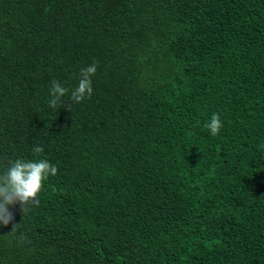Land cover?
Instances as JSON below:
<instances>
[{"label":"trees","instance_id":"trees-1","mask_svg":"<svg viewBox=\"0 0 264 264\" xmlns=\"http://www.w3.org/2000/svg\"><path fill=\"white\" fill-rule=\"evenodd\" d=\"M16 159L58 173L8 205L0 264H264V0H0V174Z\"/></svg>","mask_w":264,"mask_h":264},{"label":"clouds","instance_id":"clouds-1","mask_svg":"<svg viewBox=\"0 0 264 264\" xmlns=\"http://www.w3.org/2000/svg\"><path fill=\"white\" fill-rule=\"evenodd\" d=\"M96 71L97 65L95 63L80 70L78 86L68 96L74 102L73 104H78L86 98H91L93 95L92 77ZM49 91L51 98L47 103L50 108L56 109L60 105L72 110L73 104L65 105L63 98L67 95L68 89L60 81L54 79ZM204 127L209 130L212 136H217L223 128V123L220 116L214 113L211 119L205 123ZM43 151L44 148L42 146L33 147V152L37 155ZM57 173L58 168L46 159H39L37 161L16 159L11 161L10 167L3 174H0V222L7 225L13 219L8 205L20 202L24 215L31 205L37 204V198L44 187V181L50 175L56 176ZM18 225H13L12 233L18 231Z\"/></svg>","mask_w":264,"mask_h":264}]
</instances>
